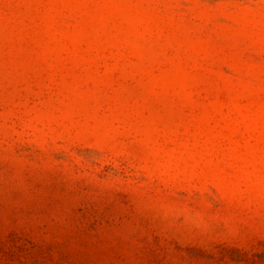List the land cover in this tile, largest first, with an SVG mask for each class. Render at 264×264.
Segmentation results:
<instances>
[{
    "label": "rangeland",
    "instance_id": "374dc122",
    "mask_svg": "<svg viewBox=\"0 0 264 264\" xmlns=\"http://www.w3.org/2000/svg\"><path fill=\"white\" fill-rule=\"evenodd\" d=\"M0 264H264V0H0Z\"/></svg>",
    "mask_w": 264,
    "mask_h": 264
}]
</instances>
